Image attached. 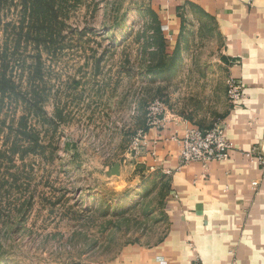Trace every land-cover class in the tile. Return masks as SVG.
<instances>
[{"label":"rangeland","instance_id":"374dc122","mask_svg":"<svg viewBox=\"0 0 264 264\" xmlns=\"http://www.w3.org/2000/svg\"><path fill=\"white\" fill-rule=\"evenodd\" d=\"M177 13L167 49L148 0H0V264H107L167 236L170 175L131 151L148 106L211 128L232 79L245 95L218 23Z\"/></svg>","mask_w":264,"mask_h":264},{"label":"crops","instance_id":"0c3cea01","mask_svg":"<svg viewBox=\"0 0 264 264\" xmlns=\"http://www.w3.org/2000/svg\"><path fill=\"white\" fill-rule=\"evenodd\" d=\"M148 1L166 41L181 36L178 10L196 7L213 17L225 36L224 60L245 95L225 115L232 143L225 159L180 164L174 129L182 136L187 125L208 128L178 115H166L159 136L147 130L136 158L170 175L168 234L152 248L130 247L107 264H264V172L255 159L264 153V0Z\"/></svg>","mask_w":264,"mask_h":264},{"label":"built area","instance_id":"2783aa9c","mask_svg":"<svg viewBox=\"0 0 264 264\" xmlns=\"http://www.w3.org/2000/svg\"><path fill=\"white\" fill-rule=\"evenodd\" d=\"M229 87V94L234 99L233 103L237 104L241 95V86L232 79ZM166 121L165 105L159 100H153L148 106L147 129L137 131L131 146V151L135 155L140 153L142 146L148 142L147 130L153 129L156 135L158 134L159 136L166 128ZM225 123L223 121L208 129L187 125L183 129L182 136H179L178 129H174L170 138L179 144L178 158L180 164H187L194 161L206 164L210 161L227 158L232 143L226 135ZM153 142H156L155 138ZM154 146L155 144H153ZM255 159L260 170L264 172V153H257ZM253 183L254 185L257 184L256 181Z\"/></svg>","mask_w":264,"mask_h":264},{"label":"trees","instance_id":"16d2710c","mask_svg":"<svg viewBox=\"0 0 264 264\" xmlns=\"http://www.w3.org/2000/svg\"><path fill=\"white\" fill-rule=\"evenodd\" d=\"M162 46L164 47V48H170L169 47V44H168V41H166V40H164V38H163V40H162ZM146 129H147V126H146Z\"/></svg>","mask_w":264,"mask_h":264},{"label":"water","instance_id":"95a60500","mask_svg":"<svg viewBox=\"0 0 264 264\" xmlns=\"http://www.w3.org/2000/svg\"><path fill=\"white\" fill-rule=\"evenodd\" d=\"M118 167H119L118 164H116V166L113 168V171L118 173L119 172V168Z\"/></svg>","mask_w":264,"mask_h":264}]
</instances>
